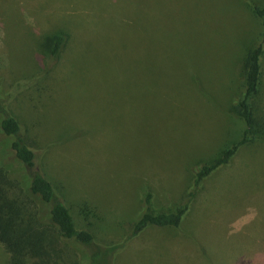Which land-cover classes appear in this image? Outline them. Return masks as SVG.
<instances>
[{"label": "rangeland", "instance_id": "rangeland-1", "mask_svg": "<svg viewBox=\"0 0 264 264\" xmlns=\"http://www.w3.org/2000/svg\"><path fill=\"white\" fill-rule=\"evenodd\" d=\"M256 6L264 0H0L2 107L49 147L38 167L57 186L82 182L118 220L89 252L123 242L148 190L154 211L184 201L192 172L242 137L245 57L263 32ZM59 31L72 39L44 92L60 125L51 135L29 85L43 37ZM249 103L260 137L203 182L182 227L146 229L108 251L109 264H264V72Z\"/></svg>", "mask_w": 264, "mask_h": 264}, {"label": "trees", "instance_id": "trees-1", "mask_svg": "<svg viewBox=\"0 0 264 264\" xmlns=\"http://www.w3.org/2000/svg\"><path fill=\"white\" fill-rule=\"evenodd\" d=\"M254 10L262 22L263 32L261 41L245 57V90L237 104V115L246 124L242 137L223 149L214 162L203 164L199 170L192 172L185 200L173 208L154 211L152 202L155 194L148 190L143 206L133 218L128 233L122 235L123 242H117L113 246L111 244L105 251L101 246L93 253L89 249L96 245V238L101 232H118V220L111 216L113 206H108V201L96 192L87 191L86 188H91L82 182L77 183V186L70 182L72 192L69 193L67 188L57 186L47 172L38 167L39 162L41 165L47 164V158L42 154L48 153L49 147L46 145L42 149L40 144L32 143L29 137L22 135L18 118L0 103L3 113L0 118V243L9 255L7 264H109L108 251L124 250L129 241L140 236L146 229L182 227L203 182L216 169L228 165L247 142L259 136L256 135L257 126L249 99L258 95L263 79L264 7L256 6ZM71 39L72 35L63 31L43 37L40 44L41 55L38 57L40 72L29 85L36 92L35 99L33 98L35 109L45 107L48 117L46 124L51 128V135H55V128L59 130L60 125L56 121L51 124L50 117L56 113L55 98L44 92ZM96 44L95 42V49ZM43 97L49 98L52 104H42ZM29 123L32 127L35 126L32 118ZM119 223L123 225L122 222Z\"/></svg>", "mask_w": 264, "mask_h": 264}]
</instances>
